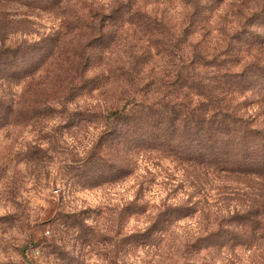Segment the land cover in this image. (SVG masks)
I'll return each instance as SVG.
<instances>
[{
  "label": "trees",
  "instance_id": "trees-1",
  "mask_svg": "<svg viewBox=\"0 0 264 264\" xmlns=\"http://www.w3.org/2000/svg\"><path fill=\"white\" fill-rule=\"evenodd\" d=\"M14 1L50 13L56 25L2 47L3 125L34 126L59 113L99 128L81 159L89 187L129 175L127 154L155 155L181 171L186 198L154 211L134 199L118 211L119 220L144 219L115 234V254L143 253V264H241L240 253H264V119L259 110L247 115L264 107V0L257 15H231L232 30L216 11L225 0H174L177 18L151 7L160 0ZM88 98L97 103L70 108ZM222 178L232 180L229 191L194 198L218 190Z\"/></svg>",
  "mask_w": 264,
  "mask_h": 264
},
{
  "label": "rangeland",
  "instance_id": "rangeland-1",
  "mask_svg": "<svg viewBox=\"0 0 264 264\" xmlns=\"http://www.w3.org/2000/svg\"><path fill=\"white\" fill-rule=\"evenodd\" d=\"M261 5L259 0H225L216 11L226 17L232 30L236 22L231 15H257ZM151 7L177 18L181 6L174 0H160ZM23 18L29 20L26 28H22ZM55 25L48 12L0 0V53L4 45H16L22 35L45 37ZM1 73L0 68V103L7 88ZM16 91L19 89L13 86L11 93ZM72 103L70 108L97 101L88 98ZM247 109V115L259 110L258 118L264 119V107L253 104ZM2 111L0 105V117ZM66 115L53 113L34 126H6L0 119V264H143L140 252L118 257L114 243L115 234L143 225L144 216L125 215L119 220L117 213L134 199L147 211H154L164 200L186 198L181 171L155 155L131 158L127 154L122 163L132 170L129 175L89 187L81 159L100 138L101 130L93 125H71ZM36 149L39 160L32 155ZM96 168L97 164L91 166L93 178H97ZM215 182L221 184L218 190L207 188L194 198L212 201L217 191L225 185L229 191L233 184L223 178ZM238 257L237 263L264 264V253L243 252Z\"/></svg>",
  "mask_w": 264,
  "mask_h": 264
}]
</instances>
